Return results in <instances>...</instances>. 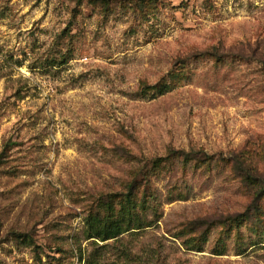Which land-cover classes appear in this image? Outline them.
Returning a JSON list of instances; mask_svg holds the SVG:
<instances>
[{"label": "rangeland", "instance_id": "rangeland-1", "mask_svg": "<svg viewBox=\"0 0 264 264\" xmlns=\"http://www.w3.org/2000/svg\"><path fill=\"white\" fill-rule=\"evenodd\" d=\"M108 5L0 0V264H264V0Z\"/></svg>", "mask_w": 264, "mask_h": 264}, {"label": "trees", "instance_id": "trees-1", "mask_svg": "<svg viewBox=\"0 0 264 264\" xmlns=\"http://www.w3.org/2000/svg\"><path fill=\"white\" fill-rule=\"evenodd\" d=\"M100 2L105 9L108 8V0H91ZM141 3L155 4L158 0H140ZM249 156H243L242 154L233 155L229 161L233 164L235 171L239 172L241 175L245 176L249 172L247 167H250L249 161L247 160ZM240 166V168H239ZM243 169V170H242ZM248 218V216H247ZM88 229L85 231L87 239H98L101 241H106L119 236L120 234L130 230L131 228L142 227L141 223L129 222L128 216H122L117 218L114 214H110L107 219L103 220L99 215H91L87 218ZM218 254H222V251H218Z\"/></svg>", "mask_w": 264, "mask_h": 264}]
</instances>
